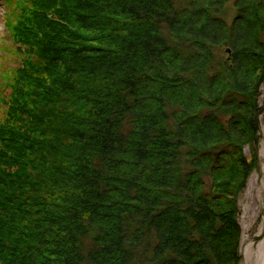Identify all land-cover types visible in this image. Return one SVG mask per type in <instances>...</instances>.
Segmentation results:
<instances>
[{
    "label": "trees",
    "instance_id": "16d2710c",
    "mask_svg": "<svg viewBox=\"0 0 264 264\" xmlns=\"http://www.w3.org/2000/svg\"><path fill=\"white\" fill-rule=\"evenodd\" d=\"M227 1L4 0L0 264L239 262L264 43H235L253 21L220 22Z\"/></svg>",
    "mask_w": 264,
    "mask_h": 264
},
{
    "label": "rangeland",
    "instance_id": "374dc122",
    "mask_svg": "<svg viewBox=\"0 0 264 264\" xmlns=\"http://www.w3.org/2000/svg\"><path fill=\"white\" fill-rule=\"evenodd\" d=\"M246 1L247 0H229L227 3H222L223 10L219 13L217 12L216 16L217 18H220V22H223L228 26L231 25L233 20L237 19V17L241 18L242 23L244 22V18L255 22H252L251 26L245 25L247 28H243L240 25L236 26L237 30L235 31V43L238 44V46L242 43L249 42L247 40L250 39V30H254L256 32L260 31L261 42L264 43V30L261 29V24L264 21V0H248L250 4L244 8L243 14H241V10L238 5L244 4ZM5 15L6 9L4 7V0H0V63H4L6 65L9 64L10 61V65L13 66L17 63V61L15 62V58L12 56V49L14 47L12 46V38L8 36V31L5 27ZM223 36L224 35L218 38V42L221 41ZM207 44H210V42L207 41ZM203 48L205 50L199 51V59H203L201 56L209 51L206 50V47ZM222 48L223 47L220 46L214 48L213 46V50L211 49V51L218 60L221 59L223 62L226 61L227 67L231 69L237 54H234L235 52L231 53L230 48H226L225 50H222ZM244 67H247V70L243 69L239 73H236L239 70L232 72L230 76L232 75L233 79L234 76H237L238 78L241 77V80L239 81L242 83H252L253 77L251 76V70H256V64H252L250 61L249 64H246ZM218 69L219 71L222 70V66ZM261 71L262 69H259L258 73L261 74ZM209 73L213 75L214 72L209 71ZM204 80L205 79H203V81ZM257 97L261 113L259 114L260 131L256 153L251 150L249 145H246L243 148V155L251 165V169L246 175L247 178L245 179L244 186L236 194L235 198V202L239 210L237 222L240 231L239 253L241 254V258L237 264H264V83L258 85ZM254 155L257 158H255ZM213 172L215 173L216 170ZM215 174L216 176H219V174ZM225 176L227 178L229 175L227 174ZM231 176L233 175H230L228 178ZM207 190H209L207 192L210 193V188H207ZM144 250H148V247H144ZM143 263L144 262L137 258L133 264Z\"/></svg>",
    "mask_w": 264,
    "mask_h": 264
}]
</instances>
